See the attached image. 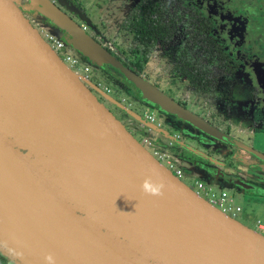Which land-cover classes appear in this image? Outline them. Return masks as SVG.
I'll return each instance as SVG.
<instances>
[{"label":"water","instance_id":"1","mask_svg":"<svg viewBox=\"0 0 264 264\" xmlns=\"http://www.w3.org/2000/svg\"><path fill=\"white\" fill-rule=\"evenodd\" d=\"M55 1L95 28L73 2ZM19 2L0 0V250L22 264H47L49 255L55 264H264V235L163 166L25 13L93 64L118 69L144 99L213 138L225 133L121 63L52 1ZM251 150L264 169V154ZM146 180L163 184L162 195L145 193Z\"/></svg>","mask_w":264,"mask_h":264},{"label":"flooded vegetation","instance_id":"2","mask_svg":"<svg viewBox=\"0 0 264 264\" xmlns=\"http://www.w3.org/2000/svg\"><path fill=\"white\" fill-rule=\"evenodd\" d=\"M50 1L65 11L57 1ZM70 1L91 20L95 28H89L76 14L65 12L121 63L176 103L225 133V139L213 138L173 113L165 112V109L160 110V118L157 119L155 112L160 106L144 99L140 90L115 67L106 63L97 66L105 74L119 80L121 77L115 76V71H112L117 70L136 90L139 101H142L147 106L146 110L153 114V120L146 121L141 114L140 116L133 114V116L139 119L141 124L151 123L147 136L154 146L177 161L180 168L183 169V165L189 166L192 172L202 176L204 180L201 181L207 185L229 184L232 187L231 190L240 195L260 198L264 201L263 164L251 150L264 154L252 143L258 135L264 136V0H137L127 10L118 27L120 38L131 34L129 45L133 47L125 48L115 42L116 51L110 47L105 31V20L98 21L96 18L99 14L98 9V12L93 9L87 10L82 0ZM25 2L26 0H20L19 3L24 5ZM109 2L112 3V0ZM108 12L109 10L105 14L111 15ZM90 13L94 14V19L90 17ZM25 16L33 26L37 27L38 23L33 15L25 13ZM143 17L148 20L147 37L149 35L151 37L146 44L135 37L137 33H142L136 21ZM179 31L183 39L176 47L172 64L166 65V73L169 77L170 75L183 77V85L194 86L201 98L198 97L197 109L202 107L200 101L205 97L203 95L210 90L213 96L217 93L222 79L230 80L227 100L221 102L220 98H209L212 108L223 105L228 108L226 127L220 124L221 118L216 114L210 113L211 115L208 116L194 109V106L192 107L186 99L176 97L173 92L177 87H181L180 85L169 82L166 87H163L161 82L153 80L146 72L145 66L149 55L154 52L156 45L175 42L174 39ZM74 54L81 65L87 66V61L92 63L81 53L74 52ZM89 88L95 89L100 95H106L94 85ZM106 101L114 107L113 112L117 115L116 117L129 129L121 116L123 112H128L130 115L132 112L130 113V110L117 100H109L106 97ZM185 123L189 124L195 133L190 132L189 129L187 131ZM165 124L180 125L183 131L189 132L196 138L195 142L185 144L181 141L182 137L179 133L170 136L163 128ZM231 127L251 134V143H245L231 135L229 132ZM129 131L131 132L130 129ZM237 142H242L251 149L242 148ZM168 149L173 152L169 154ZM210 159L213 162L208 161ZM0 264L22 263L11 259L0 250Z\"/></svg>","mask_w":264,"mask_h":264},{"label":"rangeland","instance_id":"3","mask_svg":"<svg viewBox=\"0 0 264 264\" xmlns=\"http://www.w3.org/2000/svg\"><path fill=\"white\" fill-rule=\"evenodd\" d=\"M137 0H112V3L109 2V0H82L84 7L87 10L93 9L95 11H99L98 16L96 17L98 21L105 20L106 28L105 31L107 33L110 47L116 51V43H120L125 48H131L133 46L129 45L131 34H127L125 37L120 38V33L118 32V27L122 23L127 10L133 6V4ZM115 3V4H113ZM109 6V7H108ZM108 14L106 15V11H108ZM97 11V12H98ZM94 14L90 13V17L94 19ZM38 30V27H36ZM48 32H50L49 28H45ZM39 31V30H38ZM181 31H179L176 35V38L174 39L175 42H169L162 45H156V49L154 52L149 55L148 62L146 64V72L152 77L153 80L161 82L163 87H166L169 82L176 83L180 85L181 87H175V91L173 94L178 98H183L188 101V103L194 108L197 109V102H199L198 97L200 98V94L195 90L194 86L191 87L190 85H183L184 78L183 77H173V75H170L166 73L167 64H172V58L174 56V52L176 50V47L180 44L181 40L183 39L180 35ZM41 35V34H40ZM42 36V35H41ZM43 37V36H42ZM61 58V56L59 55ZM68 64V63H67ZM69 65V64H68ZM87 67L89 69V79L93 82V84L98 87L100 90L105 93L107 99L111 100H117L118 102L122 103L126 109L130 110L134 115H139L144 118L145 115L151 112H148L147 106L142 103V101H139L136 90L131 86V83L129 81H126L120 73H118L117 70L115 71V76H119V80H116L114 77H110L109 74H105V72L102 71L101 68L97 67V65H94L92 63H89L87 61ZM70 67V65H69ZM117 71V72H116ZM221 79V78H219ZM229 85L230 80L228 79H222L220 84L218 85L217 93H215L213 96H211L210 90L208 93H206L205 96L200 102V105L202 107H199L197 111L203 112L206 115H211L210 113L216 114V116H219L221 119H219L220 124L223 127L227 126V110L228 108L223 105L219 108H212L211 102L209 101L210 97H215V99L220 98L221 102H224V100L228 99V91H229ZM91 91L95 94L97 99L105 104V106L108 108V110L114 115L115 118H117L116 114H114L113 110L114 107H112L110 104H107L106 97L104 95H100L95 89L90 88ZM218 95V96H216ZM201 99V98H200ZM204 102H206V105L203 106ZM146 106V107H145ZM188 106V105H187ZM189 107V106H188ZM160 110H163L161 107H157V111L155 112L156 118H160ZM165 112L168 113V111L165 110ZM133 114H128L123 112V115L121 116L122 120L127 124L129 129L131 130L132 134L134 132L135 138L145 146V148L148 149V151L153 155L152 149H150L145 143H142V139H149L147 136V133L150 132L151 129V123L141 124V121H138L139 119H136ZM152 114V113H151ZM131 116V117H130ZM153 116V114H152ZM119 120V118H117ZM177 119V118H176ZM120 121V120H119ZM121 122V121H120ZM122 123V122H121ZM123 124V123H122ZM187 125V131L188 129L190 132L195 133L193 131L194 129L190 127L189 124L185 123ZM125 126V125H124ZM149 128V129H147ZM163 128L168 131L169 135L172 136L174 133H179L182 137L181 141L185 144L194 143L196 138L191 135L187 131H183V128L180 127V125H171V124H165ZM128 131L129 129L126 128ZM230 134L236 137L239 140L244 141L245 143H251L252 135L247 132L239 131L238 129L231 127ZM150 140V139H149ZM254 147H256L259 150H262L264 152V136H257V139H254L252 142ZM175 149V148H174ZM173 151L168 149V153L171 154ZM173 165L165 167L170 170L173 173L174 167H179V164L177 161L172 159ZM162 162V161H161ZM164 164V162H162ZM161 163V164H162ZM162 164V165H163ZM164 166V165H163ZM181 170L184 173V177L181 178V180L191 188H194V181L195 180H204L202 179L201 175L198 174H190L189 166L186 167V165H183V169ZM193 173V172H192ZM212 189H214L217 192H220L222 190L226 191L229 194V197L231 198V203L233 208L237 205L240 206L241 210L239 212L235 213V219L239 220L241 223L251 227L257 232H262L264 235V230H261L258 227V221L264 224V201L260 198H248L247 196L240 195L237 192L231 190L232 187L229 186V184H212ZM232 213V212H231ZM245 214V215H244Z\"/></svg>","mask_w":264,"mask_h":264},{"label":"built area","instance_id":"4","mask_svg":"<svg viewBox=\"0 0 264 264\" xmlns=\"http://www.w3.org/2000/svg\"><path fill=\"white\" fill-rule=\"evenodd\" d=\"M39 33L43 36V39L51 46V48L61 56V59L67 64L70 65V68L75 71L77 74H79L81 77L85 79H89V69L85 65H81L78 57L74 54V49L66 44L64 41L57 39L55 36H53L51 33H49L45 27L42 25L37 24ZM67 64V65H68ZM68 65V66H69ZM146 121H152L153 116L151 113H148L145 115ZM149 129V128H147ZM142 143H145L150 149L153 151V156L160 162H164V166L173 165L172 158L167 156L166 153L162 152L160 149H158L156 146H154L153 142L149 139H142ZM162 161V162H161ZM173 174L181 180L182 177H184L183 171L178 168L174 167ZM194 188L193 190L206 199L210 204L217 207L222 212L235 217L234 212H239L241 208L239 206H236L235 209L232 206L231 198L229 197V194L222 190L220 192L215 191L207 185L205 182L201 180H195L194 181ZM232 212V213H231Z\"/></svg>","mask_w":264,"mask_h":264},{"label":"clouds","instance_id":"5","mask_svg":"<svg viewBox=\"0 0 264 264\" xmlns=\"http://www.w3.org/2000/svg\"><path fill=\"white\" fill-rule=\"evenodd\" d=\"M163 184L146 180L142 184V190L150 195H162ZM47 264H55L52 256L45 257Z\"/></svg>","mask_w":264,"mask_h":264},{"label":"trees","instance_id":"6","mask_svg":"<svg viewBox=\"0 0 264 264\" xmlns=\"http://www.w3.org/2000/svg\"><path fill=\"white\" fill-rule=\"evenodd\" d=\"M147 22L148 20L144 17L136 21V25L140 27L142 33H137L135 37L139 38L144 44H146L147 40L151 38L150 35L147 37V32L149 31V26L147 25Z\"/></svg>","mask_w":264,"mask_h":264},{"label":"crops","instance_id":"7","mask_svg":"<svg viewBox=\"0 0 264 264\" xmlns=\"http://www.w3.org/2000/svg\"><path fill=\"white\" fill-rule=\"evenodd\" d=\"M178 168H180V167H178ZM181 169V168H180ZM190 174H196V173H192V171H190ZM237 206H239V205H237ZM240 207V206H239ZM245 215V214H244ZM258 227L261 229V230H264V224H262L261 222H259L258 221ZM260 233H262L261 231H260Z\"/></svg>","mask_w":264,"mask_h":264}]
</instances>
